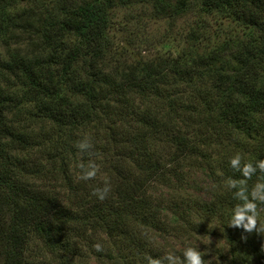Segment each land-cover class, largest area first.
I'll return each mask as SVG.
<instances>
[{"label": "trees", "instance_id": "16d2710c", "mask_svg": "<svg viewBox=\"0 0 264 264\" xmlns=\"http://www.w3.org/2000/svg\"><path fill=\"white\" fill-rule=\"evenodd\" d=\"M146 1L0 0V264H88L87 235L89 264H171L168 234L197 248L205 231L219 243L197 248L204 264H264V233L227 224L243 204L229 183L264 185L229 162L264 159V0H152L158 17L194 15L185 44L122 63L114 12ZM84 137L91 157L75 147ZM55 141L60 152L45 150ZM89 159L97 173L82 181ZM193 168L209 171L208 200L175 187ZM160 184H175L168 199ZM257 213L264 222V204Z\"/></svg>", "mask_w": 264, "mask_h": 264}, {"label": "rangeland", "instance_id": "374dc122", "mask_svg": "<svg viewBox=\"0 0 264 264\" xmlns=\"http://www.w3.org/2000/svg\"><path fill=\"white\" fill-rule=\"evenodd\" d=\"M173 2L175 0H172ZM114 24L110 32V36L113 42V48L116 49L120 62L127 64H134L138 60L155 57L156 54L167 55L175 54L182 43L185 44L186 29L189 27V21H194V15L179 17L172 20L167 17H158L154 10V2L152 0L145 3H138L130 6L129 8H120L114 12ZM191 24V22H190ZM35 132L41 127V123L31 125ZM54 130V127H51ZM77 139L79 137L75 134ZM56 137V134L55 136ZM73 138L69 140L73 144ZM56 142V141H55ZM39 146H41L39 144ZM63 149L60 143L56 142L48 144L45 150ZM80 157V154H78ZM217 158V154L214 155V159ZM81 165V162H80ZM80 173V170L77 171ZM208 170H200L193 168L187 171V176L183 184L179 187L178 192L186 196H194L200 200H208L210 198L211 190L215 189L214 182H212L206 175ZM160 184L158 186V196L160 198H169L172 194V186ZM167 199L165 203H167ZM169 217L171 215L169 214ZM207 225L212 227L216 222H212L207 219ZM213 231V230H210ZM208 231L195 233L191 240L196 244V247L202 250L217 246L218 238L213 234H207ZM168 242V248L170 252H173L175 256L177 252L183 251L185 245L188 243V239L185 235H179L171 233L166 236ZM82 248V254L79 257H83L89 264V237H82L79 240ZM78 253V252H77ZM91 258L92 264H96L93 257ZM222 260L213 257L210 264H220Z\"/></svg>", "mask_w": 264, "mask_h": 264}, {"label": "clouds", "instance_id": "9594fccd", "mask_svg": "<svg viewBox=\"0 0 264 264\" xmlns=\"http://www.w3.org/2000/svg\"><path fill=\"white\" fill-rule=\"evenodd\" d=\"M76 149L80 153H86L89 157L93 155L94 145L92 141L84 137L75 144ZM230 165L238 170H241L242 176L250 178L252 174L259 170L264 172V159L258 160L253 166L251 163L245 164L241 169V156L236 154L229 160ZM97 167L94 161L89 159V162L82 169V175L79 177L82 181H89L95 178ZM229 188L239 187L241 191L236 195L243 200V204H237L232 210L231 216L228 220V225L231 227H241L244 231L251 233L255 230L257 233H264V222L258 223L257 202L264 204V185H256L249 193L244 187L243 182H230ZM111 192L110 182L105 181L102 187H95L92 189L91 195L96 197L99 201H104L108 198ZM259 225V226H258ZM93 248L96 252H102L103 246L101 243H95ZM182 264H204V255L201 251L192 246H186L182 252ZM171 264H181L173 252L167 251L166 257ZM146 264H160L159 258H154L151 254L144 257Z\"/></svg>", "mask_w": 264, "mask_h": 264}]
</instances>
